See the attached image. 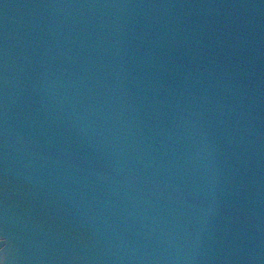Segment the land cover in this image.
<instances>
[{
  "label": "water",
  "instance_id": "obj_1",
  "mask_svg": "<svg viewBox=\"0 0 264 264\" xmlns=\"http://www.w3.org/2000/svg\"><path fill=\"white\" fill-rule=\"evenodd\" d=\"M0 264H264V0H0Z\"/></svg>",
  "mask_w": 264,
  "mask_h": 264
}]
</instances>
